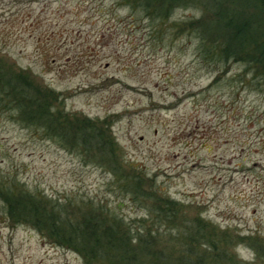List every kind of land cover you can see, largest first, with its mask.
Here are the masks:
<instances>
[{"label": "rangeland", "instance_id": "374dc122", "mask_svg": "<svg viewBox=\"0 0 264 264\" xmlns=\"http://www.w3.org/2000/svg\"><path fill=\"white\" fill-rule=\"evenodd\" d=\"M216 13L199 1L148 15L125 0H0V183L68 220L56 238L0 198V264H113L79 249L71 223L151 230V255L169 263L264 264V79L246 52L216 54Z\"/></svg>", "mask_w": 264, "mask_h": 264}, {"label": "trees", "instance_id": "16d2710c", "mask_svg": "<svg viewBox=\"0 0 264 264\" xmlns=\"http://www.w3.org/2000/svg\"><path fill=\"white\" fill-rule=\"evenodd\" d=\"M125 1L131 4L137 3V5L142 6L148 15L167 12L171 8L172 1L183 4H189L192 1L204 3L214 12L217 11L218 20H216V26H218V32L213 42L216 45V54L220 53V56L223 58H235L241 52H246L245 61L248 67L255 70L256 79H264V40L260 41V37L263 35L262 29H264V0H234V2L242 5H254L256 7L255 12L226 7L224 5L226 0ZM169 1H171V4L168 5ZM210 32V26H203V33L208 35ZM31 98L33 99L34 96L30 95ZM40 107L47 109L41 103ZM43 120L44 117L40 116L37 125L42 128L45 127L49 132L55 129L52 120L49 118ZM0 186L4 187L3 193L0 192V198L4 200L7 212L11 217L28 219L39 229H47L51 235H54L56 238H61L63 231L58 226H60L61 220H68L66 217H61L60 214L52 212V209L53 211L56 209L54 203H50L43 195L26 191L18 183L4 182L0 183ZM130 192H134L132 188ZM42 216L46 221L42 219ZM80 228L76 229L74 224L71 223L68 229H64V233L69 234L71 237L74 235L79 242V249L81 250L83 248L87 250L93 249L95 253L97 251L102 257L112 255L110 257L113 264H176L160 259L162 257L151 255V245L154 243L148 237V235H153L151 230L147 231L146 236L144 232L141 233L138 236L140 245H135L134 240L138 238L134 237L131 229L128 228L126 230H122L121 228H105L102 231L96 227L90 229ZM259 254L260 251L257 252V255ZM180 264L209 263L205 262V257H198L196 260L184 257ZM212 264L223 263L216 259L215 263Z\"/></svg>", "mask_w": 264, "mask_h": 264}]
</instances>
